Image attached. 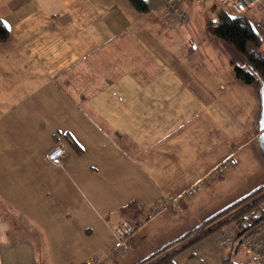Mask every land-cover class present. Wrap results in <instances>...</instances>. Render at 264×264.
I'll return each instance as SVG.
<instances>
[{"label":"crops","instance_id":"0c3cea01","mask_svg":"<svg viewBox=\"0 0 264 264\" xmlns=\"http://www.w3.org/2000/svg\"><path fill=\"white\" fill-rule=\"evenodd\" d=\"M145 1L147 14L129 0H0V264L82 263L116 246L123 218L137 222L132 247L106 264H138L264 184L263 83L241 80L243 57L207 30L216 2L182 1L183 21ZM243 14L264 54V0ZM227 254L208 236L175 263Z\"/></svg>","mask_w":264,"mask_h":264},{"label":"trees","instance_id":"16d2710c","mask_svg":"<svg viewBox=\"0 0 264 264\" xmlns=\"http://www.w3.org/2000/svg\"><path fill=\"white\" fill-rule=\"evenodd\" d=\"M129 1L142 14L151 11L145 0ZM207 30L213 36L234 47L243 57L245 66H235V72L241 80L252 83L258 79L264 83V54L260 50L261 36L245 14H231L218 6L208 18ZM8 37L9 29L0 19V43ZM128 219L137 228V222ZM262 226H264V184L219 210L204 220L201 225L138 264H176L175 256L178 253L205 237L214 236L217 231L233 227L241 233V231L257 229ZM224 264H228L227 258ZM234 264H250V262L237 260Z\"/></svg>","mask_w":264,"mask_h":264},{"label":"built area","instance_id":"2783aa9c","mask_svg":"<svg viewBox=\"0 0 264 264\" xmlns=\"http://www.w3.org/2000/svg\"><path fill=\"white\" fill-rule=\"evenodd\" d=\"M184 0H166L168 8L173 12L175 16L183 21L189 20V14L180 5ZM221 8L226 9L231 14H242L250 9L258 6L262 0H213ZM65 155V149L62 145H56L49 151V159L55 163L61 165L62 157ZM228 169V164L225 162L216 166L210 173L213 176H219L225 173ZM204 179L193 184L187 189L182 198L192 197L197 193L198 188L203 185ZM171 206L179 207V199L168 200L156 204L153 212H159L170 208ZM136 232L135 225L127 220L121 219L115 227V233L118 239L116 246L106 254L94 255L82 263H69V264H106L114 257L121 256L124 252L128 251L132 247V239ZM214 236L217 240L228 247V264H234L238 258V254L242 253L245 257L242 261H248L250 264H264V226L257 229H249L248 231H239L236 228L229 227L224 231L216 232Z\"/></svg>","mask_w":264,"mask_h":264},{"label":"water","instance_id":"95a60500","mask_svg":"<svg viewBox=\"0 0 264 264\" xmlns=\"http://www.w3.org/2000/svg\"><path fill=\"white\" fill-rule=\"evenodd\" d=\"M262 93H263V108H262V117L260 122V128L262 129V133L260 134L259 138L264 148V83L262 84Z\"/></svg>","mask_w":264,"mask_h":264},{"label":"rangeland","instance_id":"374dc122","mask_svg":"<svg viewBox=\"0 0 264 264\" xmlns=\"http://www.w3.org/2000/svg\"><path fill=\"white\" fill-rule=\"evenodd\" d=\"M213 1V0H212ZM216 7H218V4H217V6ZM214 9H216V8H214ZM214 11V10H213ZM232 14H235V13H232ZM54 147V146H53ZM185 199H187V198H184V199H182V200H185ZM123 219H127V220H129L128 218H123ZM130 221V220H129ZM237 259H240V260H244L245 259V257L243 256V254L242 253H239L238 254V258Z\"/></svg>","mask_w":264,"mask_h":264}]
</instances>
